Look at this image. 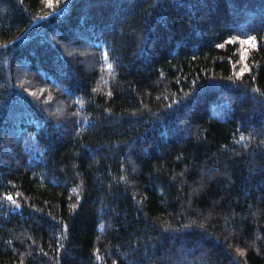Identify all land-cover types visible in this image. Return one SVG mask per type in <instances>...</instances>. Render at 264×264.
Listing matches in <instances>:
<instances>
[{"label":"trees","instance_id":"1","mask_svg":"<svg viewBox=\"0 0 264 264\" xmlns=\"http://www.w3.org/2000/svg\"><path fill=\"white\" fill-rule=\"evenodd\" d=\"M113 261L264 264V0H0V264Z\"/></svg>","mask_w":264,"mask_h":264},{"label":"snow or ice","instance_id":"2","mask_svg":"<svg viewBox=\"0 0 264 264\" xmlns=\"http://www.w3.org/2000/svg\"><path fill=\"white\" fill-rule=\"evenodd\" d=\"M239 40L242 44H251L252 47H256V37L254 36H246V38L241 39L240 36H236V37H229V40ZM219 46V45H218ZM107 56L108 54L105 53L104 54V60H105V67H107L109 70L112 69V64L107 63ZM243 71V69H242ZM241 139H243V137H241ZM121 179H124L123 177H121ZM4 198L7 199L8 201L12 202L13 204H15L17 207H19L18 204H16V201L13 199V196L10 193H5L4 194ZM57 251H59V249H57ZM238 252H243L242 249H237ZM113 264H116L115 261H113Z\"/></svg>","mask_w":264,"mask_h":264}]
</instances>
